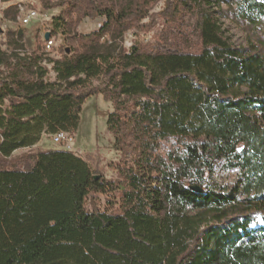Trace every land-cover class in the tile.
<instances>
[{
	"label": "trees",
	"instance_id": "1",
	"mask_svg": "<svg viewBox=\"0 0 264 264\" xmlns=\"http://www.w3.org/2000/svg\"><path fill=\"white\" fill-rule=\"evenodd\" d=\"M41 3L62 7L48 33L63 35L60 56L46 34L32 51L23 31L0 45V264H264V0ZM228 12L256 43L232 42ZM3 13L17 21L20 6ZM84 17L105 21L79 33ZM160 20L152 40L124 46L127 30ZM101 94L114 105L118 179L67 149L14 157L44 133L76 132ZM107 192L117 210L87 209Z\"/></svg>",
	"mask_w": 264,
	"mask_h": 264
},
{
	"label": "rangeland",
	"instance_id": "2",
	"mask_svg": "<svg viewBox=\"0 0 264 264\" xmlns=\"http://www.w3.org/2000/svg\"><path fill=\"white\" fill-rule=\"evenodd\" d=\"M11 4H19L20 16L17 21L7 20L4 17V9ZM163 2L160 1L152 9L151 13H157L161 10ZM225 9L228 6L223 4ZM29 10H36L39 13V19L33 21L30 24H25L21 17ZM62 7H55L47 10L43 7L41 0H10L8 2H2L0 0V45L2 48L7 49L9 45L8 32L10 30L23 31L22 41L26 44L27 48L32 51L36 47L37 37H43L54 29L55 20ZM105 18L97 17L90 18L84 17L78 27L79 33H89L97 30L101 27ZM149 19H145L142 22H148ZM157 24L153 29H141L140 27H133L127 30L124 34L123 44L129 49L134 44L140 42H147L153 39L156 31L162 29V24ZM222 26L232 42L238 46H248L249 43H256L255 32L256 29L248 26L247 24L237 21L233 17L232 12L222 17ZM259 29L264 31V24L258 26ZM64 37L62 34L56 38L54 46L51 49H47L50 57H59L60 48L64 45ZM51 65H49L50 67ZM55 73L50 72L49 78L55 79ZM103 79L94 80V84H101ZM114 110L112 101L106 100L104 95L91 96L87 99L83 105V112L81 116V123L79 129L76 132H71V136L74 141L72 143V149L75 154L84 158L98 175H102L107 179H118L119 169L118 165L122 158V153L113 149L114 135L108 130L107 115ZM52 134L44 133L38 144L32 148H24L17 150L14 153V157L35 154L40 148L55 147L64 149L63 145L53 142ZM29 159V157H28ZM22 162V166L31 162L32 159ZM11 162V160H9ZM11 164V163H10ZM236 172H230L224 178L225 183L234 179ZM120 206V195L118 193H91L86 200V207L88 210L93 211L99 209L101 211H115Z\"/></svg>",
	"mask_w": 264,
	"mask_h": 264
},
{
	"label": "built area",
	"instance_id": "3",
	"mask_svg": "<svg viewBox=\"0 0 264 264\" xmlns=\"http://www.w3.org/2000/svg\"><path fill=\"white\" fill-rule=\"evenodd\" d=\"M39 19V13L36 10H29L27 13H25L21 20L25 24H30L35 20ZM54 39H48L46 40V48L51 49L54 46ZM52 140L56 144L63 145L64 149L71 150L72 149V143L74 141L73 137L69 132L66 131H59L51 135Z\"/></svg>",
	"mask_w": 264,
	"mask_h": 264
},
{
	"label": "water",
	"instance_id": "4",
	"mask_svg": "<svg viewBox=\"0 0 264 264\" xmlns=\"http://www.w3.org/2000/svg\"><path fill=\"white\" fill-rule=\"evenodd\" d=\"M45 39H46V40H48V39H49V34H48V33L46 34V37H45ZM100 176H101V175H97L96 177H97V178H99Z\"/></svg>",
	"mask_w": 264,
	"mask_h": 264
}]
</instances>
